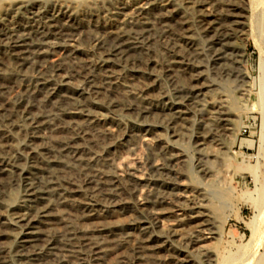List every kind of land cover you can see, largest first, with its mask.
I'll list each match as a JSON object with an SVG mask.
<instances>
[{
	"label": "bare ground",
	"instance_id": "6f19581e",
	"mask_svg": "<svg viewBox=\"0 0 264 264\" xmlns=\"http://www.w3.org/2000/svg\"><path fill=\"white\" fill-rule=\"evenodd\" d=\"M263 4L0 0V264H215L224 84Z\"/></svg>",
	"mask_w": 264,
	"mask_h": 264
},
{
	"label": "rangeland",
	"instance_id": "374dc122",
	"mask_svg": "<svg viewBox=\"0 0 264 264\" xmlns=\"http://www.w3.org/2000/svg\"><path fill=\"white\" fill-rule=\"evenodd\" d=\"M262 6L251 13L254 14L251 34L246 40L239 39L236 44L238 67L247 75L246 93L242 96L237 94L236 81L224 84L228 95L232 94L229 95L228 103L236 130L227 137L222 136L224 162L221 160L223 164L214 162L213 165L219 173L216 179L218 190L223 191L226 202L224 209L217 215V235L207 241L215 253V264H256V259L264 260V97L259 96L261 85L258 79L261 62H264V4ZM256 30H260L259 33ZM254 37H259L258 44ZM193 119L192 130L186 138L190 145H193L196 136L208 132L209 128L207 117L198 113ZM191 150H188L187 155L195 164L200 155L194 149ZM256 179L258 182H255ZM169 262L175 263L172 259L165 261L166 264Z\"/></svg>",
	"mask_w": 264,
	"mask_h": 264
}]
</instances>
